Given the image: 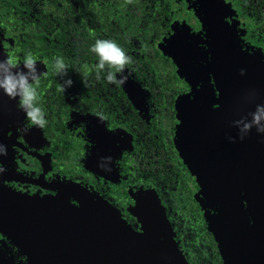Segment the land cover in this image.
Masks as SVG:
<instances>
[{
	"label": "flooded vegetation",
	"instance_id": "obj_1",
	"mask_svg": "<svg viewBox=\"0 0 264 264\" xmlns=\"http://www.w3.org/2000/svg\"><path fill=\"white\" fill-rule=\"evenodd\" d=\"M157 1L161 7L155 11L164 10L162 18L167 21H160L163 30L159 37L154 32L143 33L141 22H134L118 3L109 9L114 25L111 29L99 20L86 22L89 25L87 39H92H85L86 44H83L77 37L70 38L71 42L63 37V27L58 21L60 15L52 11L51 5L36 7L30 0H0V45L4 59L11 55L21 62L23 69L27 53L36 58L37 69L44 73L38 87V106L43 108L47 120L44 128L32 125L17 106L19 98L10 99L0 89V144L7 146V155H0V165L7 169L0 173V224L7 227L5 231L0 229L3 264H31L25 247L16 243L17 238L27 243L33 241V247L49 255L56 252L54 247H57L59 252L53 256L59 260L58 264H68L77 257L75 253L64 251L71 246L63 244L61 237L67 242L71 234L56 230L54 237H50L47 230L36 229L35 225L30 230V212L22 203L24 199H54L58 203L54 209L66 204L70 209L80 208L87 214H93L95 208L103 210L108 203L133 230L139 231L140 226L130 209L142 192L148 190L159 197L177 246L188 259L185 235H189V227L180 223L185 220L179 213L183 206L187 209L189 203L183 196L172 197L175 189L172 184L184 179L191 192L192 207H196L193 211L197 217L199 215L198 222L203 220L205 224L196 196L200 186L176 147L181 99L192 97L193 87H198L188 79L189 72L194 67L199 69L200 65L195 50L202 52L206 60L209 97L212 95L216 100L218 92L209 68L210 38L199 2ZM212 1L218 8H225L224 21L230 40L239 39L243 50L260 54L264 61V4L257 5L258 0ZM258 6L262 17H258L259 20L254 19L250 11ZM180 37L186 38L187 45L194 49L184 52L193 63L184 70L179 68L170 47ZM97 39L119 43L131 57L132 63L123 73L128 80L123 85L107 80L108 72L115 73V68L106 65L103 70L97 69L99 57L91 51ZM58 57L68 65L66 76L56 73L54 61ZM153 66L155 69L151 68ZM158 66H166L169 77L166 87L156 84ZM116 75L119 78L121 74ZM69 78L72 85L65 92L61 91V85ZM201 111L211 122L210 132L206 133L216 136L214 142L206 144L214 143L215 151L223 153L224 165L217 163L233 179V144L224 111L216 101L202 102ZM98 114L105 119L100 121ZM24 127L29 131H20ZM248 217L252 229L250 214ZM8 231L17 236L16 239L7 235ZM215 249L216 253L208 258L209 264H224L216 241Z\"/></svg>",
	"mask_w": 264,
	"mask_h": 264
},
{
	"label": "water",
	"instance_id": "obj_2",
	"mask_svg": "<svg viewBox=\"0 0 264 264\" xmlns=\"http://www.w3.org/2000/svg\"><path fill=\"white\" fill-rule=\"evenodd\" d=\"M197 1L202 8V19L210 38L209 68L218 92L216 100L208 95L210 100L207 101H216L221 105L229 127V138H234L231 139L233 179L226 172L227 183L224 188L202 187L201 184V198L196 193L197 200L224 264L227 262L219 248L215 229L220 215L223 222H227L223 233L233 235V245L227 248V253L237 260V264H264V133L257 132L253 127L240 139L243 123H233L241 117L251 119L248 113L255 111L258 105L264 106V78L259 75V71L264 69L260 63L264 66V61L260 54H253L256 56L254 58L243 50L239 39L233 37V41L230 40L229 29L224 21V6L218 8L212 0ZM0 60H4L1 49ZM206 106L208 108L209 104ZM209 134H205L206 143L215 141L216 136L210 134L211 138ZM22 203L28 206L30 212V230L36 226V229L47 230L50 237H54L56 230L72 235L67 236V242L61 237L63 244L71 246L65 247L64 251L77 256L69 263L66 260L68 264H125L126 260L130 264H189L184 252L177 246L174 230L154 191H143L141 198L130 209L140 226L139 231L133 230L108 203L103 210L95 208L94 215L80 208L70 209L63 203L65 207L54 209L58 203L49 198L39 200L30 197ZM43 223L44 227L41 226ZM0 229L5 231L7 227L0 224ZM6 233L12 238L17 237L9 231ZM17 239L16 243L25 247L31 264H58L59 260L53 256L59 252L57 247H54L57 251L49 255L33 247V241L27 243ZM54 245L58 246V242ZM135 246L141 255L139 261L133 257ZM78 254H83V257H78ZM82 260L88 262L81 263ZM0 264L3 263L0 261Z\"/></svg>",
	"mask_w": 264,
	"mask_h": 264
},
{
	"label": "trees",
	"instance_id": "obj_3",
	"mask_svg": "<svg viewBox=\"0 0 264 264\" xmlns=\"http://www.w3.org/2000/svg\"><path fill=\"white\" fill-rule=\"evenodd\" d=\"M156 1L157 0H132V3H127V0H30V4L36 7L51 5L52 11L60 15L58 21L61 22V26L63 27V37L69 42H71L70 38L77 37L80 39L77 41H83V44H86L87 40L92 39V37L87 39L89 36V25H87L86 22H90L91 19L94 21L99 20L111 29L114 25L111 22L112 19L109 17V9L112 4L115 5L118 3L124 6L126 14L129 15L134 22H141L143 33L146 32L149 35L154 32L155 36L159 37L163 30L160 21L166 23L167 21L162 18V15L166 13L164 10L162 12L159 8L155 11L157 7H161V4L157 5L158 1ZM58 4H60V6H58ZM260 4L263 5L264 0H258L257 5ZM257 5L254 4V6ZM259 8L260 6L257 8L254 7L252 10L250 9L253 18L257 20H259V18L262 19L261 9ZM243 9L246 10L245 8ZM262 14H264L263 11ZM40 21L48 22V19L40 18ZM64 21L66 24H64ZM34 27L38 28V25L35 24ZM146 27L148 31L145 30ZM117 45L119 46L120 44L118 43ZM0 49L2 53H4L1 45ZM154 65H156V63ZM151 68L155 69L154 66ZM156 68V84L166 87L169 84V77L165 69L166 66H158ZM179 178H181L180 175ZM172 185L175 188L173 191L171 190L173 193L172 197L176 199L177 196H183L189 203V207L186 209L185 206H183L181 213H179L185 220V222L180 221V223L185 228L189 227L187 228V230H189V235H185L188 239L185 247H187L189 251L188 259H186L187 261L189 260L190 263L192 262L191 264H209L208 258H211L212 254L216 253L214 237L207 229V223L204 224L203 220H201L200 223L198 222L199 215L197 217V214L193 211L196 207H192L194 203L191 198V192L184 183V179H179L178 184L173 181ZM168 189L170 190V188ZM188 247L191 249H188ZM218 262L220 263L219 259Z\"/></svg>",
	"mask_w": 264,
	"mask_h": 264
},
{
	"label": "rangeland",
	"instance_id": "obj_4",
	"mask_svg": "<svg viewBox=\"0 0 264 264\" xmlns=\"http://www.w3.org/2000/svg\"><path fill=\"white\" fill-rule=\"evenodd\" d=\"M170 47L172 48L174 58L178 62L179 68L181 67V69L184 70L187 65L193 64L190 58L184 56L185 51L194 50L193 47L187 45L186 38L180 37L175 39L174 43L170 44ZM195 51L198 52V60L196 59V61H199L200 65L199 69L194 67L193 70L189 72L188 79L192 84H198V87H193L192 97L186 96L181 99L176 147L179 155L188 165L196 182L200 186L197 193L198 197L201 198L199 191L202 187L215 189L224 188L226 187L227 176L225 169L219 168L217 163L220 161L222 163L221 165H224V162L222 161L224 157L223 153L217 149L215 151L214 145L210 146L206 144L205 134L211 124L206 113L201 111L202 102L210 100L207 97L206 60L203 57L202 52L198 50ZM252 57L256 58L253 54ZM260 66L264 67L263 63H260ZM260 74L264 78V69L259 71V75ZM210 212L213 213V211ZM218 220L215 229L218 235L219 248L221 249L227 264H237V260L227 253V248L232 247L233 245V235L223 233L225 231L224 229L227 227V222H223L221 215ZM136 246L133 252V257L139 261L141 255L139 251H137ZM80 262L87 263L88 261L82 260ZM130 263L131 262L128 260L125 261V264Z\"/></svg>",
	"mask_w": 264,
	"mask_h": 264
},
{
	"label": "clouds",
	"instance_id": "obj_5",
	"mask_svg": "<svg viewBox=\"0 0 264 264\" xmlns=\"http://www.w3.org/2000/svg\"><path fill=\"white\" fill-rule=\"evenodd\" d=\"M127 3H132V0H127ZM91 51L99 57V63L96 66L98 70L105 69L106 65L110 69L115 68V73L109 71L107 74L109 83L123 85L127 82L128 77L127 75H123V73L126 66L132 63V59L126 55L125 51L115 41L97 39ZM22 63L23 69H27V71L21 69V62L15 61L11 55H7L6 59L0 60V89L10 99L18 97L17 106L26 113V117L30 123L39 128H44L47 124L45 112L42 107L38 106V101L40 100L38 87L44 73L37 69V60L30 52L25 55ZM54 67L57 75H67L69 68L62 57L55 59ZM116 73L121 74L119 78ZM241 74H243V70H241ZM72 83L70 78L66 79L61 85L60 90L65 92L66 88L70 87ZM248 116L251 119L241 117V119L233 121L234 124L243 123V127L239 133L240 139H243L253 127L256 128L257 132L264 133V123H262L264 121V106L258 105L255 111L248 113ZM98 118L100 121L105 119L102 114H98ZM20 131L26 133L29 131V128L24 127ZM229 139L234 140L232 137ZM0 155H7L6 145L0 144ZM109 159L111 158L109 157ZM5 171L7 169L0 165V173ZM106 171H111V169H106Z\"/></svg>",
	"mask_w": 264,
	"mask_h": 264
}]
</instances>
